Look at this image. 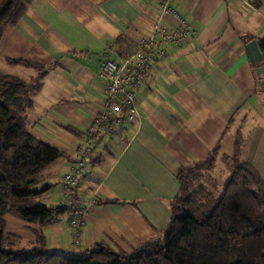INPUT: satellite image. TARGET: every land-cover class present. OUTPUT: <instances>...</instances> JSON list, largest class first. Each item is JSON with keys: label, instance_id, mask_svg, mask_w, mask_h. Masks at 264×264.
<instances>
[{"label": "crops", "instance_id": "0c3cea01", "mask_svg": "<svg viewBox=\"0 0 264 264\" xmlns=\"http://www.w3.org/2000/svg\"><path fill=\"white\" fill-rule=\"evenodd\" d=\"M161 2L31 0L17 24L5 28L2 68L29 78L34 69L6 59L49 67L26 113L27 126L68 157L42 175V199L85 210L78 228L69 226L71 211L45 226L6 215V231L23 246L31 247L39 233L53 252L80 254L104 243L131 253L168 223L178 169L206 159L216 146L232 155L237 131L244 137L240 161L264 173V79L246 50L250 40L264 41V0H168L195 32L187 42L165 45L164 57L136 90L134 120L123 114L120 124L104 127L87 171L69 194L63 191L61 178L103 103V59L121 62L115 41L134 45L146 36L158 23ZM222 165L218 159L213 171Z\"/></svg>", "mask_w": 264, "mask_h": 264}, {"label": "trees", "instance_id": "16d2710c", "mask_svg": "<svg viewBox=\"0 0 264 264\" xmlns=\"http://www.w3.org/2000/svg\"><path fill=\"white\" fill-rule=\"evenodd\" d=\"M30 2L0 0V41ZM122 41L118 38L113 45L119 60L134 50L131 41L120 45ZM259 48L264 66V41ZM6 63L30 67L35 74L23 78L0 66V264H264V179L251 164L240 161V131L232 155L221 154L216 146L206 159L178 169L179 190L170 203L168 223L131 253L104 243L80 254L53 252L39 233L31 247L23 246L6 231L5 216L45 226L71 211L46 204L45 188L37 187L46 169L68 155L27 126L26 113L49 67L19 58H7ZM218 159L227 172L220 195L219 181L211 175Z\"/></svg>", "mask_w": 264, "mask_h": 264}, {"label": "built area", "instance_id": "2783aa9c", "mask_svg": "<svg viewBox=\"0 0 264 264\" xmlns=\"http://www.w3.org/2000/svg\"><path fill=\"white\" fill-rule=\"evenodd\" d=\"M163 22L169 23L173 28L165 27ZM194 32L168 0H162L158 23L146 36L136 41L133 52L121 62L103 59L99 71V77L103 81V103L84 131L83 145L80 146L71 168L61 178L65 193L69 194L87 171L88 157L103 128L107 126L112 129L113 124H120L123 114L128 121L134 120L137 114L136 90L155 65V61L164 57L165 45L187 42ZM84 215L83 208H74L69 226L78 228L84 222Z\"/></svg>", "mask_w": 264, "mask_h": 264}, {"label": "water", "instance_id": "95a60500", "mask_svg": "<svg viewBox=\"0 0 264 264\" xmlns=\"http://www.w3.org/2000/svg\"><path fill=\"white\" fill-rule=\"evenodd\" d=\"M246 50H247V54H248L250 62L253 65H257V67L255 68V72L257 76H259L260 74H263L264 66L261 65L262 54L259 48V44L256 42L255 39L250 40L246 44Z\"/></svg>", "mask_w": 264, "mask_h": 264}, {"label": "rangeland", "instance_id": "374dc122", "mask_svg": "<svg viewBox=\"0 0 264 264\" xmlns=\"http://www.w3.org/2000/svg\"><path fill=\"white\" fill-rule=\"evenodd\" d=\"M0 62H1V61H0ZM0 66H3V65L0 63ZM30 71H31V70H30ZM24 75H26V73H25ZM24 75H23V76H24ZM260 110H261V109H260ZM214 172H215V174H214ZM212 173L217 177V179H218V181H219L218 189H217V191H216V195H220L221 192H222V190H223L224 182H225V179H226V176H227L226 168H224V166L222 165V166L216 168V171H213ZM262 176H263V178H264V173H262ZM7 215H9V214H7ZM8 217H9V218H10V217L16 218V217H14V216H12V215H9ZM9 218H8V229H9L10 226H11V225H10V222H9Z\"/></svg>", "mask_w": 264, "mask_h": 264}]
</instances>
